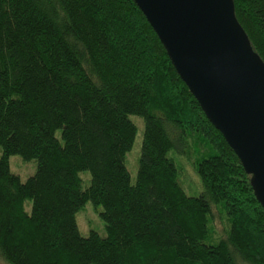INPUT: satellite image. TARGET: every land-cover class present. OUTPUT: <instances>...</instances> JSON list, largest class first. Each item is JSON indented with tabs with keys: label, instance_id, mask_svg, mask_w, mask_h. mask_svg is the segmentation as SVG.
I'll return each instance as SVG.
<instances>
[{
	"label": "trees",
	"instance_id": "trees-1",
	"mask_svg": "<svg viewBox=\"0 0 264 264\" xmlns=\"http://www.w3.org/2000/svg\"><path fill=\"white\" fill-rule=\"evenodd\" d=\"M232 2L264 62V0ZM130 115L144 123L134 183ZM0 149L8 264H264L249 176L134 0H0ZM170 151L193 162L198 195L180 186ZM14 154L35 173H13ZM87 201L102 207L106 236L80 233ZM220 205L230 226L211 243Z\"/></svg>",
	"mask_w": 264,
	"mask_h": 264
},
{
	"label": "water",
	"instance_id": "water-1",
	"mask_svg": "<svg viewBox=\"0 0 264 264\" xmlns=\"http://www.w3.org/2000/svg\"><path fill=\"white\" fill-rule=\"evenodd\" d=\"M264 210V62L232 0H134Z\"/></svg>",
	"mask_w": 264,
	"mask_h": 264
},
{
	"label": "rangeland",
	"instance_id": "rangeland-1",
	"mask_svg": "<svg viewBox=\"0 0 264 264\" xmlns=\"http://www.w3.org/2000/svg\"><path fill=\"white\" fill-rule=\"evenodd\" d=\"M130 119L136 124L137 131L131 149L126 153L125 163L127 169L130 173L131 182L134 183L136 179L137 169H138V159L141 151V142L144 130L143 119L137 115H130ZM56 136L59 137V131L56 132ZM175 160L178 167V182L183 188L187 195H198L202 190V184L199 175L197 174L193 162L189 161L185 154L179 155L176 151H170L168 154ZM1 156V149H0ZM193 161V160H192ZM10 169L13 173L19 175L21 180L27 179L29 176L33 175L36 170L35 160H24L20 155L14 154L9 158ZM81 177V185L85 188L89 182L90 174L87 170L81 171L79 173ZM26 209L29 211L30 204L27 203ZM102 207L99 205H94L91 201H87L81 209L76 212V222L78 229L83 236L89 235L91 231L97 232L100 236H106L105 224L100 216ZM220 222L218 231L215 228V232L210 231V237L206 240L211 243L217 242L222 233L227 232L229 229V222L226 221V214L223 207L220 205L218 208ZM0 264H8L0 256Z\"/></svg>",
	"mask_w": 264,
	"mask_h": 264
}]
</instances>
